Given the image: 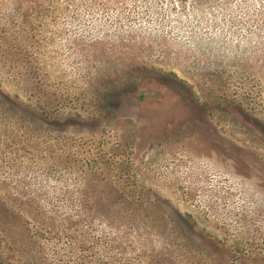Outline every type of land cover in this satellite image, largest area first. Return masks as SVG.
I'll list each match as a JSON object with an SVG mask.
<instances>
[{
  "label": "rangeland",
  "instance_id": "rangeland-1",
  "mask_svg": "<svg viewBox=\"0 0 264 264\" xmlns=\"http://www.w3.org/2000/svg\"><path fill=\"white\" fill-rule=\"evenodd\" d=\"M0 264H264V0H0Z\"/></svg>",
  "mask_w": 264,
  "mask_h": 264
}]
</instances>
